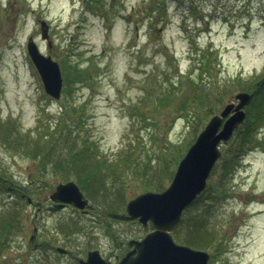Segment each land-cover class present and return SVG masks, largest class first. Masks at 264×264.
I'll list each match as a JSON object with an SVG mask.
<instances>
[{
	"label": "rangeland",
	"instance_id": "rangeland-1",
	"mask_svg": "<svg viewBox=\"0 0 264 264\" xmlns=\"http://www.w3.org/2000/svg\"><path fill=\"white\" fill-rule=\"evenodd\" d=\"M41 19L51 24L50 45L42 38ZM31 35L61 65L58 99L45 91L28 53ZM71 62L90 68L89 77L76 84L69 77L66 85ZM263 78L264 0H0V124L14 122L40 147V156L51 146L45 134L62 119L74 129L68 141L57 134L46 166L25 148H12L0 130V217L18 202V190L34 200L25 195L19 202L20 225L10 232L0 264H79L78 257L95 247L124 255L131 238L153 229L127 218V201L165 189L210 117L236 101V93L252 94V82ZM251 106L244 107L247 115ZM238 131L221 145L207 181V187L226 185L231 193L215 198L208 191L201 201L214 205L209 223L224 242L217 253L205 249L208 264H264V125L260 145L246 150L224 179ZM85 137L114 163L116 176L97 191L81 187L89 213L73 204L38 211V203L65 182L55 160L84 147Z\"/></svg>",
	"mask_w": 264,
	"mask_h": 264
},
{
	"label": "water",
	"instance_id": "water-1",
	"mask_svg": "<svg viewBox=\"0 0 264 264\" xmlns=\"http://www.w3.org/2000/svg\"><path fill=\"white\" fill-rule=\"evenodd\" d=\"M41 24L42 37L49 40V24L46 20H42ZM27 49L42 77L46 92L54 98H60L64 85L60 63L51 55L44 54L32 36L28 40ZM235 98L236 101L226 104L209 119L179 161L170 184L164 190H146L128 200V216L138 218L144 225L151 222L154 229L141 239H130L132 248L117 263L104 258L95 249L89 251L86 259H81L82 264L209 263V251L178 243L174 239L173 230L185 209L206 189L208 178L222 154L220 146L233 136L247 117L244 107L249 103L251 93L241 91L236 93ZM49 197L54 201L53 205L48 206L52 212L65 208L69 203L86 211L89 204V199L75 180L58 183ZM32 200L28 198L29 202ZM35 237L33 234L30 239L34 240ZM58 249L66 251L62 247Z\"/></svg>",
	"mask_w": 264,
	"mask_h": 264
},
{
	"label": "trees",
	"instance_id": "trees-1",
	"mask_svg": "<svg viewBox=\"0 0 264 264\" xmlns=\"http://www.w3.org/2000/svg\"><path fill=\"white\" fill-rule=\"evenodd\" d=\"M66 67H68V73H66V71L64 72L66 85L69 82V77L75 84L81 82L84 78L89 77L88 71H90V68L84 69L80 64L75 62L66 64ZM252 83L253 87L249 91L252 92V99L250 103L253 107L251 106L252 108H250L246 120L236 129L239 130L237 136L238 140L235 144L236 146L234 150L232 152L228 151V154L225 158L222 172V177L224 179L228 178L229 175L234 173L235 168H237L239 163L242 162L241 160L245 151L250 147L259 146L261 142V138L258 136V134L264 125V78L261 80H254ZM243 89L245 88L243 87ZM65 109V112L70 111L67 110V105H65ZM73 109L75 110L76 107ZM82 123H86V120L82 121ZM0 126L1 133H3V139L6 142H9L12 148L18 150L25 148L32 156H40L41 153L36 155L39 153L40 147L34 148V142L32 141V138L29 135H23L19 128L15 127L14 122L5 125L8 127H3L1 124ZM73 130V127H71L67 120L62 119L61 125L58 126L56 131H47L45 136H49L48 143L51 144V146L44 156H40V158H42L44 161L46 159L49 160L52 153L51 148L54 146L56 140L67 135L64 141H68L69 136H71L73 133ZM17 134L19 137L16 136L15 138L13 135ZM57 134L59 138L57 137ZM43 136L44 135H38L36 137L39 140H43ZM23 143L27 146H24ZM82 145H84V147L81 149L75 152L69 149L67 155H61V157L55 160V166L60 170L63 180L67 181L74 177V179H76L78 184H80L83 189L87 190L89 188L91 191H97V189L102 187H108L106 185V180L108 177L111 174L116 176L114 172L116 168L112 166L114 163L109 161L107 157L100 156V154L102 155L103 153L100 151V153L98 152V144H96V142H94L92 139H90L88 143L85 142ZM46 164L47 161L43 163L44 166H46ZM13 182L14 181L12 180L11 183ZM18 191V202L13 204L10 212L7 215L5 214L0 217V228L3 230L4 228L9 227L12 234L15 232L14 230L19 227L22 217V209L20 210L18 206H20L19 202L23 199V196L21 195V192L23 191ZM208 191H210V194L215 198L228 196L231 193L227 190L226 185H221L219 188H214V186L210 184L186 209L188 211L192 209L191 213L189 215L186 213L183 214V217L174 229V236L178 242L182 244L199 249L213 248V251L217 253L222 251V245L224 242L223 239H219V232L214 230L209 223L210 215L214 205L207 204L206 202L201 203L203 196L207 194ZM29 194L30 193L26 191L25 195L29 196ZM108 214L113 218L121 217L119 214ZM127 218L131 219V217ZM3 236L4 234L2 231V233H0V238H3Z\"/></svg>",
	"mask_w": 264,
	"mask_h": 264
},
{
	"label": "flooded vegetation",
	"instance_id": "flooded-vegetation-1",
	"mask_svg": "<svg viewBox=\"0 0 264 264\" xmlns=\"http://www.w3.org/2000/svg\"><path fill=\"white\" fill-rule=\"evenodd\" d=\"M84 2L86 3L87 0H84ZM8 192H9V195H10V196H13V195L16 194L14 191H10V190H9ZM21 195H22V196H25L24 193H21ZM51 204H53V201L50 200L49 198H47V196H45V197H44V201L38 203L37 209H38V211H41V210H43V209H47V207H48L49 205H51ZM83 212H84V211H83ZM89 212H90V211L88 210L87 212H84V213H89ZM1 230H2V229L0 228V233H2V231H3L4 236H3V238H0V254H3V252H4L6 249H8L9 246L11 245V233H10L11 231H10V228H9V227L4 228L2 231H1ZM39 245H40V244H39ZM41 245H42V244H41ZM48 245H50V244H48ZM35 246H38V244H35ZM50 246H51V245H50ZM130 248H131V247H130ZM130 248H129V249H130ZM57 249H58V246H57ZM94 249L99 250L100 253H101V255H102L104 258L111 260V262H113V263H117V262L122 258V256H123V254H120V253H117V254H115V255H108V254H106L104 251H101L99 248H96V247H95ZM129 249H128V250H129ZM90 250H92V249H90ZM90 250H88V253H89ZM60 252H62V251H60ZM62 253H64V254H72V253L70 252V250H68L67 252H62ZM88 253L85 255V257H78L79 264H81V263H80L81 258H87Z\"/></svg>",
	"mask_w": 264,
	"mask_h": 264
}]
</instances>
